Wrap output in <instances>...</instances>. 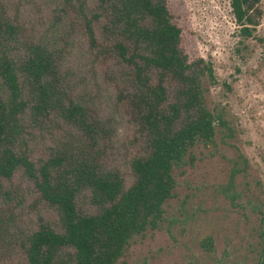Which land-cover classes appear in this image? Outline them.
Wrapping results in <instances>:
<instances>
[{
  "label": "trees",
  "instance_id": "1",
  "mask_svg": "<svg viewBox=\"0 0 264 264\" xmlns=\"http://www.w3.org/2000/svg\"><path fill=\"white\" fill-rule=\"evenodd\" d=\"M261 1L231 0L245 36ZM52 3L40 29L0 0V248L24 264H118L163 220L174 170L198 143L215 145L216 125H227L207 105L203 83L214 70L190 60L169 0ZM78 29L91 67H103L113 89L107 114L100 82L70 60L83 49L72 48ZM30 206L55 219L38 215L18 232L19 212ZM201 247L213 254V237Z\"/></svg>",
  "mask_w": 264,
  "mask_h": 264
},
{
  "label": "rangeland",
  "instance_id": "2",
  "mask_svg": "<svg viewBox=\"0 0 264 264\" xmlns=\"http://www.w3.org/2000/svg\"><path fill=\"white\" fill-rule=\"evenodd\" d=\"M5 1L20 7L32 27H48L52 0ZM169 9L190 60L212 65L215 78L203 83L207 105L227 125H216L215 145L198 143L174 170L177 187L163 220L132 241L118 264H264V0L251 36L236 23L231 0H169ZM80 31L72 35L73 49L82 45ZM70 60L78 75L100 82L103 113L114 110L104 68L91 67L84 48ZM128 132L120 128L119 135ZM38 215L55 219L51 210L30 206L19 212L17 231L36 226ZM209 235L211 255L201 247ZM24 263L0 248V264Z\"/></svg>",
  "mask_w": 264,
  "mask_h": 264
}]
</instances>
